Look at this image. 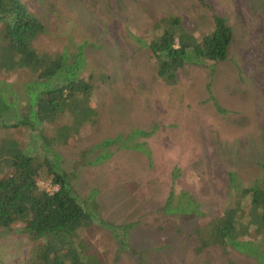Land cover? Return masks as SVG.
I'll list each match as a JSON object with an SVG mask.
<instances>
[{
    "label": "rangeland",
    "instance_id": "1",
    "mask_svg": "<svg viewBox=\"0 0 264 264\" xmlns=\"http://www.w3.org/2000/svg\"><path fill=\"white\" fill-rule=\"evenodd\" d=\"M21 2L44 24L35 48L81 52V76L94 86V122L51 151L61 157L72 190L95 215L94 225L81 232L90 250L103 264H264L233 247L199 251L197 235H189L226 206L229 171L243 185L264 177V0ZM212 14L224 16L232 28L227 59L186 64L174 82L159 79L147 46L159 33L154 24L178 15L200 37L211 27ZM32 78L29 70L0 69V92L17 99ZM136 130L148 135L125 141ZM4 137L52 159L41 148L38 131L0 129V141ZM137 142L146 143L149 153L134 148ZM37 184L49 192L58 189L45 172ZM170 192L173 205L191 199L199 213L166 214ZM22 227L17 222L0 228V264L29 263L32 245ZM253 232L241 239L263 247L262 235Z\"/></svg>",
    "mask_w": 264,
    "mask_h": 264
},
{
    "label": "trees",
    "instance_id": "2",
    "mask_svg": "<svg viewBox=\"0 0 264 264\" xmlns=\"http://www.w3.org/2000/svg\"><path fill=\"white\" fill-rule=\"evenodd\" d=\"M211 19V27L200 37L185 28L178 15L162 17L154 24L159 33L148 40L147 46L159 79L174 82L186 64L227 59L234 37L232 28L224 16L212 14ZM0 26V69H25L34 74L17 99L10 100L0 92V129L38 131L41 148L49 152L56 144L71 143L96 115L92 104L94 86L81 76L85 64L82 53L39 52L34 42L44 32V24L21 0H0ZM67 115L69 122L59 123ZM132 135L142 137L148 133L136 130L125 141ZM117 138L107 139L103 145L115 143ZM144 145L137 142L132 146L149 153ZM51 154L52 159L30 152L16 139H1L0 228L23 224L21 231L32 245L28 264H103L81 236L94 225L95 215L72 190L60 166L61 157ZM44 172L57 190L39 188L37 181ZM227 182L229 198L221 213L189 235H197L199 251L209 245L233 247L264 263V177L243 185L237 174L229 171ZM173 197L170 192L163 208L166 214L199 213L193 200L188 205H173ZM103 225L115 229L114 225ZM252 229L254 237L262 235L263 247L255 240L241 239Z\"/></svg>",
    "mask_w": 264,
    "mask_h": 264
}]
</instances>
